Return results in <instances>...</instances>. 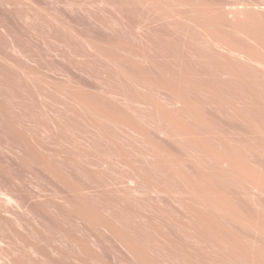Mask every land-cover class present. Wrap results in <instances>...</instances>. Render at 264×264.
<instances>
[{"label": "bare ground", "instance_id": "6f19581e", "mask_svg": "<svg viewBox=\"0 0 264 264\" xmlns=\"http://www.w3.org/2000/svg\"><path fill=\"white\" fill-rule=\"evenodd\" d=\"M16 1L15 3L18 2ZM21 1H19L20 8L23 9ZM9 2L10 0L8 2L6 0L7 6L11 4ZM40 2L43 4V1ZM97 2L103 5V9L100 8L99 12H103L102 16L92 11H87L82 16L83 9L80 10L82 14H79L80 8L75 7L80 2L75 5L72 0L66 2L67 5L63 6L65 9L62 12L58 10L57 14L54 10L53 13L60 16L61 24L62 22L64 25L67 24L66 28L68 27L70 34H65L63 31L65 39L71 35L77 40L74 45L75 43L77 45L78 40L85 43L86 46H81L82 43L78 42L80 49L74 46L79 50L77 55L80 51H84L82 49L85 46L91 55L101 57L102 63L99 57H95L98 59V62H95L97 60L91 56V61L95 60L92 63H97L96 67V64L89 62L90 53L85 55L86 58L89 57L88 61L84 58L91 65L82 61L83 54L87 53L86 49L85 53L78 55L79 57L76 55L77 50L74 56L76 55V59H82L74 60L83 62L84 66L94 65V70L91 69L97 73L94 76V72L91 71L92 76L90 71L88 72L89 66L81 67L83 63L79 62L81 68L79 67L78 71H84L90 74V78L92 76L96 79L100 62L104 67L100 66L99 74L103 72V68H106L109 77L116 76L120 85L112 84L122 88L116 90L115 85L113 88L112 85L108 87L106 84L96 89L95 84L94 88L97 91L91 94V86L94 84L83 80L86 75L82 74L83 78L79 75L78 78L76 75L77 81L73 80L76 81L74 83L82 86V89L86 87L87 95L82 93L78 96L77 92L78 95H73V102L77 110L79 109L78 115L85 120L92 119L94 125L92 127L103 139H108L112 135L108 124L123 131L119 136L120 139L129 136L134 142L129 145V149L132 148L139 159L137 158L136 165L132 164V175L126 177L125 181L116 182L120 196L115 190L113 192L122 201L118 202L119 206H123L122 212L120 207L118 209L120 210L118 212H121L120 216L116 217L118 212L114 213V210L115 216L109 213L112 210H107L110 215L99 211L97 212L100 214H96V209L90 208L89 199L84 195L75 199V202L72 201L74 199H64L66 205L72 207H69V211L64 209L65 203L63 209L62 204L60 207L52 205L56 207L55 209L50 208L57 209L58 214L69 215V221L74 216L78 218L80 222V235L76 237L78 240L74 236L72 240L64 236L68 239L65 241L62 236L67 244L61 241V245L65 246L55 247L56 242H54V250H49L52 252L51 256L53 254L52 257L48 256L46 250L43 251L46 246L30 247L29 252H33L34 258L36 254L40 255V258L44 257L43 264H264V0H98ZM22 3L26 5L25 2ZM12 4L11 6L15 5ZM27 4L30 9L31 3ZM28 6L26 10H22L24 14L30 11ZM4 7L0 6V10ZM9 7H6L5 11ZM9 11L6 13L12 15L13 13ZM10 14L9 17L12 18ZM5 17L9 18L8 15ZM2 22L5 21L0 18V27L3 26ZM52 22H56L57 25L58 21L51 20L49 23ZM11 24L9 26L13 25ZM45 26H48L47 22ZM36 27L39 28L41 25ZM60 27L61 25L58 28L61 29ZM30 29H27L25 34L22 30L21 36L27 37L30 35L29 31L34 32ZM4 30L9 33L8 29H3L2 34ZM15 30L17 32L18 29ZM62 30L67 31V29ZM6 32L5 34L9 36L14 34ZM41 32L39 34H42ZM61 32L59 34L62 35ZM56 33L55 37H57ZM9 36L4 38L10 39ZM37 36L35 37L38 38ZM12 38L10 39L13 40L12 42L8 41L17 46L18 40L15 39L14 42ZM59 40H56L57 43ZM65 41L61 42L65 45L68 43ZM71 41L69 40V46ZM41 46L48 48L44 44ZM52 46H50L52 51L47 49L51 51L49 57H52L51 53L61 54L58 59L61 62L58 63L62 64L60 58L62 54L64 56L66 54L62 53V50V52L55 50L57 46H61L60 43L53 47L55 49ZM13 48L18 50V47ZM54 50L57 54L53 52ZM46 54L48 55V51ZM64 56L65 62L72 63L68 64L77 63L72 62L73 55L71 57L67 54L69 59L72 58L70 61ZM56 64L57 62L54 63ZM61 66L59 70L64 67ZM69 66H65L64 69L67 70ZM65 75L71 78V75L67 73ZM100 79H96L97 85L102 82ZM65 85L67 86V83ZM86 193L88 195V192ZM5 194L10 204L28 208L24 206L26 200L23 196L16 195L10 190ZM129 201L131 204H128ZM130 214L134 219L132 224L129 223ZM39 217L41 215L36 218L40 219ZM49 218L51 224L54 218ZM47 219L44 221L47 222ZM58 220L53 221L59 223ZM53 221L55 227L57 223ZM17 222L20 220L17 219ZM73 222L75 224V221H72V225ZM18 227L22 230V227ZM68 227L65 225L67 232ZM86 227L88 231L92 229L97 234L92 236L93 233L91 234L90 231L88 233ZM19 229L15 230L19 232ZM21 230L20 232L23 233ZM62 231L64 232L65 229ZM62 231L59 233L62 234ZM57 232L54 234L55 237H52L57 238ZM48 233L51 237V232ZM16 235L18 237V233ZM21 235L19 239L23 238ZM47 238L49 239L48 236ZM2 240L0 237V245L5 246ZM52 241L51 239V246ZM18 243L16 244L20 245ZM19 247L18 257L14 256L13 248L10 250L14 253L11 254L13 259L9 258L11 255H7L8 253L3 255L9 259L2 257V251L0 264H27L24 262H27L25 259L27 248L24 247L26 254L20 251L21 255H19L22 245ZM9 249L8 246V252ZM21 249L23 251V248ZM54 252L57 254L55 258H53ZM30 257L32 259V256Z\"/></svg>", "mask_w": 264, "mask_h": 264}, {"label": "rangeland", "instance_id": "374dc122", "mask_svg": "<svg viewBox=\"0 0 264 264\" xmlns=\"http://www.w3.org/2000/svg\"><path fill=\"white\" fill-rule=\"evenodd\" d=\"M12 1L10 0L9 3H11V4L14 3L15 5L12 4L14 6H11V4H9L7 6L6 0H0L1 8H2V6L3 7L5 6L3 9L0 10V11H2L0 14L3 15V16L0 15L1 16L0 18L1 19L3 18V20L5 21V22H2L3 26L0 27V33H1L0 34V235H2L0 237H2V239L4 240V241L2 240V243L5 245V246H2V244L0 245V246H2L0 253L3 251V253H1L2 255L3 254L6 255L7 253H8L7 255H11V254L13 255L14 253L10 252V250L13 248V251L15 252L14 256L17 255V257H18V254H17L18 249L17 248H18V246L21 247V245H22L21 248H23L24 252L19 247L20 248L19 253H20V251L22 253H25V250L27 248V251H26L27 257H25L26 253L23 254V255H25L24 256L25 259L27 260V262L24 261L25 263H27V264H43L44 263V261H43L44 257L42 258V256H41V258H40V255L36 254V258H34L35 256H33V254H32L33 252L32 251H31L32 253L29 252L30 247L35 246L38 248H43L46 246L47 248L46 247L43 248V251L46 250L47 254L49 253L48 256L52 257L53 254L51 256L50 253H52V252H50V251L54 250L53 249L54 245H56L55 247H63V246H65L63 244L66 240L68 241V239L72 240L74 238L77 239L76 237L78 235H80V222H79V220H77L78 218L76 216H74L73 218H71V221H69L70 220V219L68 220V218H70L69 215L58 214V211L56 212L57 209L54 210L56 207H53V206L60 207L61 204L63 205V203H65L64 199H68V198L70 200L74 199L72 201L75 202V199L77 200V198H80L82 195H84V196H86V199L87 198L89 199L88 202L90 204V208L92 207V208L96 209V214H100L102 212L108 213L109 210H112V211H109V213L112 215L116 211L118 212L121 210V212H122L121 207H123V206L122 205L119 206V204H118V202L120 203L122 201H120V198H119L120 193H119V189L117 188L116 182L125 181L126 177H129V175H132V168H133L132 164L136 165V161L139 158L136 156L134 151L131 150L132 148L129 149L130 148L129 145L134 143L130 140V137L126 136L125 134L124 135L122 134V136H124V137L126 136V139H123L121 137L123 139L122 140L119 138L121 133H123L122 130L120 131L119 129H116L113 126H110L108 124V126L110 127V130H111V131L110 130L109 131L112 133V135L108 139H103L100 136V134L98 133V131L93 128L94 125H92L93 124L92 119H89V120L86 119L85 120V118L78 115L79 109L77 110V108L73 102V98H74V96L78 95V93H79L78 96H81L82 93L86 96L87 95L86 94L87 89H86V87H85V89L83 87V89L85 90L84 91L82 89V86H80V85L78 86L77 84L74 83L77 81L76 75H77V77L79 75L82 78H83V76L86 75V77H84L83 80L85 79V81H88V83L94 84L91 86L92 87L91 88V94H93L94 91L95 92L97 91V90H95L96 87L98 88L99 86L107 84L108 87L110 85H112L111 87L114 88V85L118 84L119 81H117L116 76H115L116 79L113 78L112 75L111 76L113 79L111 77H109V73L107 72L108 70L106 68H103L104 69V70L102 69L103 72H101V74H99V71L101 70V68L104 67L103 64H101L102 63L101 57L98 55H95V54L91 55L89 50H88L89 52H87L88 48L87 47L85 48L86 45L82 40L81 41L78 40V42H79V44L82 43L81 46L85 45L84 49H82L81 46L80 47L84 51L86 49L85 52H87V53H85L83 51L85 53V54H83V52L80 51V54L82 53L84 55V56L81 55V57L83 56L82 58H84V57L86 58L85 55L90 53V58L87 56L86 61H88L87 59L89 58L90 59L89 62L91 64H94V65L96 64L95 65L96 67H97V63H92V62H94L95 60H97L95 62H98V59H100L101 63L99 62L98 67L100 68V66H101V68L97 69L98 70V76H96V79L98 78V80H99L100 78L103 77L102 78L103 80L100 79V81H102V82L99 81L101 83V85H100V83H98L99 85H97L98 81H96L95 77L94 78L92 77L93 75L95 76L97 73V71L94 72L91 69V68H93V70H94V68H95L94 65H92V67H90L91 64L89 62H86L85 58L84 59H82V58L76 59V55L79 52L78 49H80L78 47V42H77V45H76V43L74 45V42H76L77 40H75L74 37H71V35H68L67 39H68V37H71L73 39H71V38L68 40L65 39L66 38L65 34H67V33L70 34L68 27L66 28L67 24L64 25L63 22L61 24L60 23L61 20H59L60 16L55 15L53 13L54 10H55L54 12H56L58 10H59L58 12H60V11L62 12L63 9H65L64 7H66V5H67L66 2L69 0H67V1L66 0H63V1L62 0H56V3H55V0H53V1L52 0H47V1L46 0H40V1H43V4L39 0L38 1L37 0H31V1L26 0L27 2L22 0L21 4H22L23 9L20 8L21 7L20 2H19L20 0H17L19 2V4H17L18 2L16 0H14L13 2ZM15 1L17 3H15ZM33 1H34V3H33ZM44 1H45V3H44ZM57 1L58 2L60 1L59 4H57L58 3ZM72 1H74L76 3L75 5H77L80 2L75 7L77 9H78V7L80 8L78 11L79 14L81 13V11H80L81 8L83 9L82 10V13H83L82 16H84L87 13V11L95 12L97 15L101 14L100 16H102V14H103V12L99 13L101 11V9H103L102 8L103 5L99 4L97 2L98 0H94V1L91 0V2H90V0H83L82 1L83 3L80 0H72ZM7 2H8V0H7ZM22 2H25L26 5L23 4ZM92 2H93V4H92ZM27 3H29V4L31 3L30 9H29V6ZM87 3H88V6H87ZM57 5H58L59 9L56 8ZM61 5H62V9H61ZM15 6H17L16 9H15ZM26 6H28V9L30 11L27 10L29 12L24 14L23 11L27 9ZM43 6H45V7H43ZM92 6H94V7H92ZM6 7H9L8 10H10V11L14 7L13 10L11 11V13H13L12 15L10 13H6V12H8V10L5 11ZM32 7H34V8H32ZM50 7H52V8H50ZM117 7H118V5H117ZM84 8H85V10H84ZM97 8H98V11H97ZM87 9H89V10H87ZM38 10H39V12H38ZM48 10L51 11L50 13H52V14H50ZM31 11H33V12H31ZM36 11L38 12L39 15H37ZM83 11H85V12H83ZM58 12H56V13L58 14ZM4 14H5V16L8 15V17L10 14L12 16V18L9 17L8 18L9 20H8V19H6ZM28 14H30V16ZM35 14H36V16H34ZM31 15H32V17L34 16V18H32ZM24 16H25V18H24ZM56 16H57V18H56ZM50 17L53 19H51ZM26 18H27V20H26ZM48 18L54 22L58 21L60 24L58 22H57V25H56V22L55 23H53V22L49 23V22H51V20H49ZM61 18H62V16H61ZM10 19H11V21H10ZM32 19L33 20L35 19V20L33 21ZM46 20H48V21H46ZM7 21H9V22H7ZM14 22L16 25L14 24ZM46 22H47V25L49 26V29H48V26L47 27L45 26ZM10 23H12L13 25L11 24L12 26H9ZM40 23H42V24H40ZM43 23H44V25H43ZM52 24H54L53 25L54 28H53V26L51 27ZM32 25L35 26V29H34V26H32ZM38 25L39 26L41 25V27H39V28L36 27ZM59 25H61V27H62V28L60 27L61 29L58 28ZM4 26L5 27L7 26V27L5 28ZM55 26H58V27H55ZM9 27H11L13 30H11V28H9ZM50 27H51V29H53V31L50 29ZM15 28H17L19 31L17 30V32H16ZM30 28L32 30H34V32L35 31L36 32L34 33V32L29 31L30 35H27L28 39H25L27 37L25 35L21 36V32L23 30V34H25V33H27V29L29 30ZM42 28H43V30H42ZM1 29L2 30L8 29L10 34L14 33L12 35L13 36L17 35L18 38H16L17 36L16 37L14 36L15 38L14 37L12 38L11 37L12 35L11 36L6 35L5 30H4L5 32L3 31V34H2ZM62 29H67V31L65 32V30H62ZM39 30H40V32L42 31L41 33L44 34L43 36H41L42 34H39L40 33V32H38ZM49 30L51 33H49ZM56 30H58V31H56ZM59 30L62 31L61 32L62 35L59 34V32H60ZM54 31L57 32L56 33L57 37H55ZM63 31L65 34H63ZM18 32L20 35L18 34ZM9 33H7V34H9ZM31 33H34V35ZM36 33L38 35H40L41 37H43L44 39H46L47 41L44 40L43 38H41L40 36H37ZM48 33L50 34L49 37H48ZM4 34L6 36H4ZM45 35H47L46 38H45ZM3 36L6 38H8V36H9L10 39L11 38L14 39V42L16 40H18V41H16V43L19 46L18 45L16 46L15 43H13L14 45L11 44V42L13 40L11 41L10 39H5ZM30 36L32 37V39ZM35 36H37L38 38H36ZM39 37L41 38V40ZM59 37H61V38H59ZM49 38L50 39L52 38V39L50 40ZM54 38L60 39L59 40L60 42L58 41V43H57L56 40H58V39H54ZM38 39H39V41H38ZM8 40L11 42H9ZM28 40H29V42H28ZM30 40H31V42H33V41H35V42H33L32 44H29V43H31ZM48 40L50 42L53 41L52 45L54 43H57V44H54L52 46V45H50L51 43ZM62 40L63 41L66 40L65 42H68V43H69V40H72L71 44H72V42H73V44L72 45L70 44V46H69L68 43L64 42L65 43V45H64L63 42H61ZM73 40H75V41H73ZM41 41H42V43H39ZM59 43L63 47H61V46L58 47L57 45H59ZM38 44H39V47H38ZM43 44L46 45V47H48L47 49H49V50L51 49L50 46H52V48L57 46L56 49L55 48H53V49H55V50L58 49L59 51L62 50L63 52L62 51L61 52L66 54V56H64V54H62V56L60 58L63 61L62 62L63 65L61 63H58V62H61L58 60L60 55H61V54H57L58 50L53 51V52H56L55 54H57V55H54V53H51L52 57H49V55H50L49 52H51L52 49H51V51H49L46 48H44V46L40 47V45H43ZM66 44H68V46ZM34 45L35 46L37 45V47H35ZM12 46L18 47V50H17V48H13ZM66 46L68 48H70L71 46H73V47L76 46V47H78V49L76 47H74V48L71 47L70 49H68ZM75 48H76V50H71V49H75ZM65 50L67 53L64 52ZM33 51H36V53L35 52L33 53ZM38 51H41V52H38ZM47 51H48V55L46 54ZM72 51H74V53ZM61 52H58V53H61ZM75 52H76V55L74 56ZM69 53H72V54H69ZM36 54H38L39 57ZM67 54L69 56L73 55L75 58L71 56L73 59L71 57H70V59H72L73 63H74V61L77 63L74 65H71L72 64L71 62H67V61L65 62V60L63 59V56H64V58L67 57L66 60L70 61ZM80 54H78V55L80 56ZM44 55H46V56H44ZM91 56H93L94 59H95V57L96 58L99 57V58L95 59V60L93 59L91 61V59H92ZM56 57H57V60H56ZM41 58H43V59H41ZM52 58L53 59L55 58V59L53 60ZM74 59H76V60L82 59V61L84 60V63L86 62V63H89L90 65L86 64V66H84L83 62L76 61ZM46 60H48L47 62H49V64L46 62ZM56 62H57V64L54 65V63H56ZM78 62L83 63V65H81V67L84 66L85 68H87L89 66L88 68L90 70H88V72L90 71V73H91V71H92L95 73V74L93 73V75L91 73V75H92L91 78H93L96 81V83H94L95 81L90 78V74H88L84 71H81V70H79L81 73L78 71V68L80 67V64ZM64 63H66L65 66L70 65L69 68L67 67L68 68L67 70L64 69L65 68ZM68 63H71V64H68ZM58 64H60V65H58ZM75 65H77V67H75ZM59 66H61V67L64 66L63 69L65 70V72L67 74H69V76L71 75L70 76L71 78H68L65 75L66 73L63 72L64 70L62 68H60V70H59ZM71 68L72 69L75 68V69H73V71H72ZM105 70H107V71H105ZM71 71L72 72L75 71V72L72 73ZM77 72H79V73H77ZM22 73L24 76L22 75ZM82 74H83V76H81ZM73 77H74V79H73ZM80 77H78V78H80ZM34 79H35L36 83L34 82ZM67 79L68 80L71 79V81L70 80L68 81ZM89 79H91L93 82L92 81L90 82ZM73 80H76V81H73ZM61 83H62V85H61ZM65 83H67V86L65 85ZM112 83H115V84H112ZM31 84H33V85H31ZM68 84L70 87L68 86ZM95 84H96V86H95ZM118 85H120V84H118ZM74 86H76V88ZM94 86H95V88H94ZM115 86L117 87L116 90L118 88H122L121 86L120 87L117 85H115ZM63 87L64 88L66 87L65 88L66 90ZM79 88H80V90H79ZM72 89L74 90L73 94L71 93ZM88 89H90V88H88ZM67 97H69V98H67ZM70 98H72V100ZM76 111H77V113H76ZM92 128H93V130H92ZM93 132H95V133L97 132L96 134H98V135L96 136V134H94ZM122 142H123V145L125 144V146L122 145ZM136 147H138V146H136ZM139 148H141V147H139ZM118 180H120V181H118ZM102 185L105 187H103ZM111 186H112V188H111ZM7 190L12 191L16 195L23 196L26 200V203L24 204V206H28V208L22 207V206L17 207L15 204H10V202L7 199V195L5 194L7 192ZM114 190L118 193L117 195H119V196H116V193L113 192ZM86 192H88V195H86L87 194ZM76 194L78 196H76ZM115 198H117V199H115ZM66 204L67 203H65L66 207H64V205L63 206L61 205L62 206L61 208L63 209V207H64V209L69 211L70 208H72V207H70L69 205H66ZM115 204H116V206H115ZM128 204H131V201H129ZM50 207H52L54 209H52ZM119 207H120V210H118ZM102 209L104 211H102ZM47 210H49V211H47ZM113 210H114V213H113ZM97 211H99L100 213H98ZM50 212H52V213L54 212L55 215H53L54 213L52 214ZM121 212H118L116 217H118V215L120 216ZM56 213H57V215H56ZM40 215L43 218L39 217L40 219H37L36 217L40 216ZM46 215H47V217H46ZM58 215H60L61 217H59ZM115 215L116 214H114V216ZM54 216L55 217L57 216L58 218L57 217L55 218ZM44 217H45V219H44ZM49 217H53L54 219L53 218L52 219L55 221H57L59 219L60 222L58 223V222H55L52 220L54 223H57V225L54 227L52 221H51V224L49 223L50 222ZM47 218H49V219H47ZM115 218L113 217V219H115ZM17 219H19L20 222H17ZM46 219H47V222L44 221ZM65 220L68 222L66 223ZM133 220H134L133 216L130 214L129 223L132 224ZM72 221H75V224L73 222L74 225H72ZM43 222H44V224H43ZM76 222H78V223H76ZM64 223H65L66 227L69 226L68 230L71 231V233L74 232L73 234H71L69 231L67 232V228H65V225H63ZM69 223H71V224H69ZM60 224L63 225L62 226L63 228H61ZM17 225L20 226V228L22 227V230L19 229V227ZM44 226L45 227L47 226L48 228L47 227L45 228ZM57 226H58V228H57ZM51 227H53V229ZM14 228L15 229L18 228L19 232H17L18 230H15ZM56 228L57 229L61 228L62 230L65 229V231L69 234H67L65 231L63 232L61 229L57 230ZM71 228H73L72 229L73 231L70 230ZM89 228L90 227L88 226V229ZM88 229L86 227V230L88 233H89V231L91 232V234L93 233L92 236H95L94 235L95 233L97 234L96 231H94L92 229L88 231ZM20 230L23 231V233H21ZM53 230H55V231H53ZM14 231H16V232H14ZM48 231L51 232V237L54 236L56 231H58L57 232L58 234H56V235H58L59 238L58 237H57L58 239L54 238L55 236L51 238L49 235L50 233H48ZM61 231H62L63 235L60 234ZM52 232H53V234H52ZM17 233H18V237L16 235ZM46 233L48 235H46ZM19 235H21V237H23V238L19 239ZM68 235H70V236H68ZM47 236L49 237V239L51 238L53 240L52 246L50 245L51 239L49 240L47 238ZM64 236L67 237L68 239L64 238ZM73 236H74V238H73ZM46 239H48V241ZM55 239H57V241H55ZM16 241L19 242L18 244H20V245H17ZM61 241H63L62 245H61ZM14 242H16V243H14ZM23 242H25V243H23ZM54 242H56V243L54 244ZM58 242H60V243H58ZM48 243H49V245H48ZM65 243L67 244V242H65ZM15 244H16V246H15ZM8 246L10 247L9 252H8ZM49 246H51V247H49ZM24 247H26L25 250H24ZM51 248H52V250H51ZM15 249H17V252ZM4 252H6V253H4ZM5 255H3L2 257L7 258V256H5ZM12 255L9 256V258L12 257ZM19 255H21V253ZM30 256H32V259H30L31 258ZM56 256H57V254H55V252H54L53 258H55ZM9 258H7V259H9ZM11 259H13V257ZM39 259L41 262L39 261Z\"/></svg>", "mask_w": 264, "mask_h": 264}]
</instances>
